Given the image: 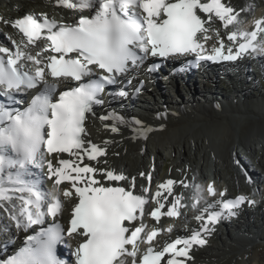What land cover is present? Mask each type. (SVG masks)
<instances>
[{
  "label": "snow or ice",
  "instance_id": "6c2138e0",
  "mask_svg": "<svg viewBox=\"0 0 264 264\" xmlns=\"http://www.w3.org/2000/svg\"><path fill=\"white\" fill-rule=\"evenodd\" d=\"M55 5L77 13L78 20L66 24L46 13L0 17L21 34L19 39L7 36L10 46L0 43V210L17 230L41 226L0 264H195L194 250L208 243L215 226L255 201L245 195L226 199V189L218 191L209 183L207 194L216 199L198 208L203 189L196 186L191 207L199 227L161 246L157 237L174 231L172 225L160 224L162 216L179 218L186 207L174 185H189L167 179L153 192L151 173L140 172L146 183L138 185L136 176L101 166L108 164L100 158L107 156L112 141L100 146L87 139L86 121L104 103L107 86L118 84L149 56H193L189 63L198 66L264 54V17L252 21L251 31L241 29L238 17L247 8L237 9L228 0H55ZM217 22L227 30V42ZM211 33L219 46L209 52L205 42ZM156 67L150 65L148 71ZM62 83L67 87L62 89ZM115 94L128 95L126 90ZM98 119L111 121L104 126L112 133L130 127L133 139L146 140L155 131L139 119L112 112ZM85 158L95 163H85ZM37 168H46L51 191L33 179ZM66 210L67 227L58 219ZM149 217L160 226L150 227ZM48 218L52 224L45 228ZM69 240L75 242L70 252L74 261L66 262L57 248Z\"/></svg>",
  "mask_w": 264,
  "mask_h": 264
},
{
  "label": "bare ground",
  "instance_id": "6f19581e",
  "mask_svg": "<svg viewBox=\"0 0 264 264\" xmlns=\"http://www.w3.org/2000/svg\"><path fill=\"white\" fill-rule=\"evenodd\" d=\"M4 1L12 11L9 16L3 15L6 19H15L27 13H49L48 10L44 8L46 7V1L43 0H0V3H4ZM228 2L234 6L237 2L242 3V0H228ZM253 2H256V4L263 3V5L261 6L262 9L255 14L256 17L250 18L247 23L243 25V29L249 31L253 28L252 21L254 19L264 17V0H261V2L260 0H253ZM50 3L53 7V12L56 13L55 18L62 23L68 24L73 22L76 16L79 17V15L72 10L56 7L55 1H50ZM242 9L245 8L243 7ZM249 15H251V13ZM219 25V22H217L215 27L223 29L224 31L222 26L218 27ZM231 27L232 26H230V28ZM9 30L11 31L10 36L15 39L20 38L16 30L14 31L12 28H9ZM220 34L221 38L225 36L224 32ZM213 36H215V34ZM0 43L10 46L11 42L0 36ZM216 45L217 43L212 46L214 47ZM243 76L244 73L239 74V77L243 78ZM218 81L219 80L213 81L214 83L208 82L204 85L203 90L206 91L204 92L205 96L199 95L198 92L200 91L196 89L197 87L193 88L186 85L187 89L185 88L184 90L186 93L190 94L186 99L179 95V90H177L178 85L172 87L171 91L165 92V89L163 90L162 87H159V83H157L156 90H154L153 93H147L149 98L152 99L154 96L158 98V101L155 100L156 103L154 104L156 110L152 109L151 111V116L154 121L150 126L154 127L155 131L149 133L146 140L139 138L133 139L134 133L131 131L130 127L121 126L119 133H112L110 130L104 128V125L111 124V121H109V123H95L93 131L89 130L87 132V139L100 146H103L106 140L112 141L107 145V156L101 158L102 160L107 159L108 164L101 166H111L112 168L122 169L127 175L136 176L138 178V185L146 183L139 177L140 172L151 173L153 176L152 191L154 192L156 185L165 182L167 179L176 181L183 180L185 183L189 184L193 161H195L201 175L200 177L204 180H208L209 176L213 178L212 182L214 179L220 178L221 170L223 169L231 172L232 175L230 176V180L234 179L238 182L237 186L239 190V193L236 192L238 194L234 195V197L242 195L244 181L255 183L256 177L254 176V178L251 179V176L245 173L244 165H239L236 159L237 150L244 152L242 155L244 158L249 157L251 161L253 160L258 167V171L262 173L264 171L263 162L257 159V155L264 149V113L261 111V108L264 107V95L261 96V108L256 103L254 104L257 111L249 110L247 106L239 104L240 100L237 101V105H233L236 96H231L232 94L220 95L223 97L231 96L232 98L230 102L227 101V106L224 108H216V106L213 105L214 98L212 89L205 87L216 84ZM239 84L242 85V88H236L234 92L244 93L247 100H251L253 97L252 89L245 87L241 81ZM61 85H63V83ZM223 90L224 89L221 87L217 89L218 93L222 94ZM211 99L213 101H211ZM172 101H175L177 106L181 105L182 108L180 111L178 110L176 113L173 112L174 110H172L173 108L171 109V107H173L175 103L173 104ZM251 102L253 103V101ZM206 106L209 107L206 108ZM219 109L223 113H230V116H223V113L221 114L220 112L214 111ZM125 118L130 120L127 116H125ZM142 118L143 117L139 115V120L142 121ZM243 118H246V121H242L244 120ZM239 122H242L243 126H240ZM195 127H197V129L194 130ZM157 128L159 129L157 130ZM94 136L98 139H95ZM209 137L214 145L218 141L219 145L217 144V152L214 150L212 152L208 151L207 139ZM163 148H165V157H172L174 163L169 169L168 176L159 177V172L162 169L161 160H163L159 153ZM213 154H215V156ZM210 161H212V172L206 170L208 164L211 165ZM85 163L95 162H88L85 159ZM41 171L42 178H46L47 180L46 168ZM50 182L47 181L48 185ZM196 185L198 186V184ZM174 193L181 194L185 199L188 191L187 188L177 184L174 185ZM61 199H63L62 196ZM215 199L216 198L210 199L209 195L206 193L203 202H214ZM180 211L182 212V216L178 219L181 221H185V216L188 219V216L193 218L197 214V211L194 210L192 212L191 210L189 212H184L181 208ZM238 211L240 215L244 216L247 228H242L239 223H235L234 229L236 232L233 234L227 233V241L218 239L220 245H215L208 241L204 247L196 248L194 250L195 264H201L205 261L210 262L211 260L215 261V264H250L256 259H258L260 263L262 262L264 259V211H262L261 206L257 203L251 205L249 209H246L242 205ZM8 217L7 214L6 218ZM165 217L166 216H162L161 220ZM255 219H259L258 221H260L261 224L258 226L255 225ZM153 224L160 226L157 225L156 222H153ZM7 228H9L7 236H9L10 239L6 237L5 242L13 240L15 237H20L23 234L21 230L11 227ZM252 229L256 230L254 234H258L255 235L254 240L249 236V231ZM236 235L237 238H235ZM215 237L217 236L214 233V238ZM70 242L72 241L70 240ZM225 256L227 257L225 258ZM221 257H223V259H220Z\"/></svg>",
  "mask_w": 264,
  "mask_h": 264
},
{
  "label": "rangeland",
  "instance_id": "374dc122",
  "mask_svg": "<svg viewBox=\"0 0 264 264\" xmlns=\"http://www.w3.org/2000/svg\"><path fill=\"white\" fill-rule=\"evenodd\" d=\"M260 2H261V0H260ZM236 3V2H235ZM234 3V4H235ZM238 3H239V5L241 6H239L238 5ZM249 3V4H248ZM242 4H243V6H242ZM236 5V6H235ZM234 5V7L235 8H237V9H242L243 7L244 8H247V12L246 11H244L245 12V16H246V18H249L250 16H253L254 14H256L258 11H260L262 8H261V6L263 5V3H257L256 4V2H253V0H242V3H240V2H237L236 4ZM238 5V6H237ZM246 6V7H245ZM251 7V8H250ZM44 8H46L48 11H49V13H51V11H50V8L48 7V6H46V7H44ZM10 12H12L11 11V8L9 9L8 8V5H6L5 4V1H4V3H0V17H2L3 15H6V16H9V14H10ZM251 13V15H249ZM249 16H248V15ZM253 14V15H252ZM244 15V14H243ZM244 16V17H245ZM246 20H248V19H246ZM244 18H242L240 21L241 22H243V21H246ZM247 23V22H246ZM245 23V24H246ZM240 24H242V23H240ZM9 25H6V24H4L3 22H0V36L1 37H4V38H7V36H9V35H11V31L9 30ZM12 30H14L15 31V29H13L12 28ZM10 32V33H9ZM215 41V37H213L212 38V42H214ZM254 79H255V83L254 84H248V86L253 90L252 91V94H253V97H252V99L251 100H253L255 97V99H258V98H260V101H262L261 100V96L262 95H264V94H261V93H263L264 92V76H259V75H255V77H253ZM235 83V88H237V89H239V88H242V85H240L239 86V83H236V82H234ZM219 86H220V84L221 85H224V86H226L225 84L226 83H217ZM259 84V85H258ZM218 85H217V87H218ZM198 88H196V89H199V90H201V86L200 85H198L197 86ZM221 87V86H220ZM234 88V87H233ZM256 88V89H255ZM164 90V89H163ZM183 90V89H182ZM165 92H168V88H165V90H164ZM226 92V94H229V95H231L233 92H231V89L230 88H228L227 89V91H225ZM260 92V93H259ZM259 93V94H258ZM258 94V95H257ZM261 94V95H260ZM181 97H184L185 99H186V97H185V94L184 93H181V94H179ZM233 95V94H232ZM245 98H246V100H247V97H246V95H243ZM231 98L232 97H229V100H228V102H230V100H231ZM174 104V103H173ZM239 104H240V102H239ZM251 105V104H250ZM247 106V108L249 109V110H256L257 111V109L255 108V105H254V103H252V105H253V108L254 109H252V107L251 106ZM202 106V105H201ZM207 107H209V106H206V108ZM173 108V109H172ZM182 107H181V105H176V102H175V104L173 105V107H171V109L172 110H174L173 112L174 113H176V111H180V109H181ZM260 108H261V105H260ZM261 111L264 113V107H262L261 108ZM221 114H222V112H221ZM223 116H230V113H228V112H226V113H223ZM244 120H242V121H246L245 119L246 118H243ZM239 125L241 126H243V124H242V122H239ZM195 129H197V127H195L194 128V130ZM190 133V132H189ZM212 140L210 139V137L207 139V144H208V151H215V152H217V144L219 145V143H218V141L215 143V145L213 144V142H211ZM165 148H167V147H165ZM165 148H163L162 150H161V152L159 153V155L161 156V159L163 158V160H161V170H160V172H159V177H164V176H168V173H169V169H170V167H171V165L174 163L173 162V160H172V157H170V156H168V157H165V155H164V153H165V151H164V149ZM216 150H215V149ZM237 156H236V159H237V162L239 163V165H244V168H245V173H247V175H249V176H251V179H253L254 178V176L256 177V182H255V185L257 186V190H253L252 191V194H254V196H255V198L256 199H258L257 201H260L259 202V206H261V209H262V211H264V202L262 201V199L264 198V171H263V173L262 172H260V171H258V167L256 166V164H255V162L252 160H250L249 159V157H247V158H244L242 155L244 154V152H241L240 150H237ZM164 155V156H163ZM214 156H215V154H213ZM154 157V156H153ZM165 158V159H164ZM257 159H260V161L261 162H263V166H264V149L262 150V152L261 153H259L258 155H257ZM210 163H211V165H209L208 164V166L206 167L207 169L206 170H208V171H211L212 170V161H210ZM106 167H108V166H106ZM111 167V166H110ZM211 168V169H210ZM226 169H223V170H221V174H220V178H216V179H214L215 181V185H217V187L218 188H222V186H223V188H225V189H227L228 190V194H230L231 193V195L230 196H232L233 194H236V192H238L239 193V190H238V186H237V181H235L234 179H232V180H230L231 178H230V176L232 175V173L231 172H229V171H225ZM207 171V172H208ZM212 172V171H211ZM211 172H208V173H211ZM190 179L191 178H193V180H194V182H195V184H198V186L201 188V189H203L202 188V185H204L205 183H206V180H204L203 178H201L200 176V172H199V169H198V166H197V164H196V162L195 161H193V168H192V170H191V173H190ZM219 179H220V181H219ZM246 182L247 181H244V184H243V186H242V188H244L243 189V191H242V195H244V194H246V196H247V194H250L251 193V190L246 186ZM203 194V193H202ZM259 196V197H258ZM204 197V196H203ZM253 199V198H252ZM263 203V204H262ZM259 219H255L254 220V222H255V225H260L261 224V222L260 221H258ZM243 226V225H242ZM244 228H247V227H245L244 226ZM250 228H253V227H250ZM251 231H253V234L256 232V230H251ZM250 235V234H249ZM255 235H258V234H255ZM255 237V236H254ZM252 238V237H251ZM221 240L222 241H227L226 239H225V237H221ZM252 240H254V239H252ZM213 244H215V245H220V243L218 242V240H215V242H212ZM239 248V247H238ZM227 256H225V258H226ZM220 259H223V257H221ZM213 262H214V264L216 263L215 261H205V262H202L201 264H213ZM250 264H264V259L262 260V262L260 263L259 261H258V259H256L254 262H252V263H250Z\"/></svg>",
  "mask_w": 264,
  "mask_h": 264
}]
</instances>
